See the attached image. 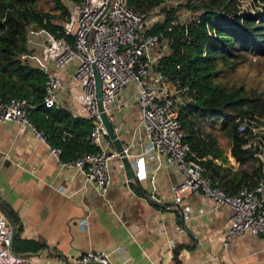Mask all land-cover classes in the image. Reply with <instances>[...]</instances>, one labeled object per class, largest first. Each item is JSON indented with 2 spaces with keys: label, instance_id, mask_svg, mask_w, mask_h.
<instances>
[{
  "label": "built area",
  "instance_id": "2783aa9c",
  "mask_svg": "<svg viewBox=\"0 0 264 264\" xmlns=\"http://www.w3.org/2000/svg\"><path fill=\"white\" fill-rule=\"evenodd\" d=\"M168 1L172 3L170 6ZM181 1L166 0L149 11H140L130 6L128 0H63L65 17L54 20L55 31L34 25L28 29L24 60L46 76L42 105L90 120L91 130L85 139L92 150L63 159V149L54 146L48 135L32 122L31 114L37 105L28 98L7 101L0 97V122L14 121L28 126L46 143L60 168L76 169L85 177L86 189L93 187L105 196L113 182L114 161L122 157L102 120V106L123 143L135 178L152 179L155 199L160 200L156 195V176L161 169L170 167L183 180L172 187L166 198L181 203L186 194L201 193L215 206L230 207L231 225L224 242L229 246L237 235L246 232L264 236V131L257 124V116L236 119L240 133L252 134L243 149L252 150L257 165H262L255 185H244L232 194L208 176L205 158L192 151L181 121V113L196 102L197 93L162 70L161 60L170 47L165 31L152 32L165 20L166 10ZM221 14L231 18L229 13ZM180 23L184 22L176 16L165 30L170 31ZM65 93L70 105L63 99ZM134 104L138 105L139 120L129 131L125 118ZM77 137L67 129L61 134L66 142ZM13 228L0 205V264H36L33 254L14 251ZM73 264H114L113 253L90 249L77 256Z\"/></svg>",
  "mask_w": 264,
  "mask_h": 264
},
{
  "label": "crops",
  "instance_id": "0c3cea01",
  "mask_svg": "<svg viewBox=\"0 0 264 264\" xmlns=\"http://www.w3.org/2000/svg\"><path fill=\"white\" fill-rule=\"evenodd\" d=\"M63 99L71 104L67 93ZM138 120L134 104L125 118L129 131ZM82 152L69 148L63 159ZM228 159L216 161L231 186L243 166L231 154ZM122 162L114 161L112 185L102 196L86 189L76 169L60 168L28 126L0 122V205L16 226L14 251L33 254L36 264H73L90 249L112 251L114 264H264L262 235L246 232L225 246L230 207L201 193L186 194L181 203L166 198L183 180L170 167L156 176L157 200L152 179L128 183Z\"/></svg>",
  "mask_w": 264,
  "mask_h": 264
},
{
  "label": "trees",
  "instance_id": "16d2710c",
  "mask_svg": "<svg viewBox=\"0 0 264 264\" xmlns=\"http://www.w3.org/2000/svg\"><path fill=\"white\" fill-rule=\"evenodd\" d=\"M39 0H0V97L10 101L28 98L37 105L32 122L43 130L54 146L63 151L92 150L85 137L91 130L88 119L76 118L64 109L42 105L46 93V76L38 68L23 61L27 50V32L31 25L55 31L56 15L44 11ZM66 13L63 0H53ZM166 0H128L130 6L149 11ZM250 4V5H249ZM244 9L242 0H187V6L198 12L199 18L180 23L170 31L165 29L177 16L172 8L167 11L163 23L152 32L165 31L170 52L161 60L162 70L175 81L188 84L197 93V100L181 113L186 141L200 158L212 156L203 162L206 173L216 178L218 185L229 193H237L244 185H255L261 175L262 165H256L252 150L243 144L252 136L240 133L236 119L243 115L264 116V96L257 90L243 85H227L221 82L223 68L235 69L245 62L248 54L264 55V0H250ZM221 12L229 13L227 17ZM45 20L47 22H45ZM32 115V114H31ZM204 120H223L232 139L231 155L243 166L237 173V182L228 186L220 174L216 159H223L214 146V138H203L201 124ZM61 123V124H59ZM59 124V126H58ZM71 130L77 139L63 141V130ZM252 163V164H250ZM247 168H245V167Z\"/></svg>",
  "mask_w": 264,
  "mask_h": 264
},
{
  "label": "rangeland",
  "instance_id": "374dc122",
  "mask_svg": "<svg viewBox=\"0 0 264 264\" xmlns=\"http://www.w3.org/2000/svg\"><path fill=\"white\" fill-rule=\"evenodd\" d=\"M249 1L250 0H242L244 9L249 7ZM167 4L170 6L169 4L172 3L168 1ZM38 5L44 11L56 15L57 18H55V20H62L65 17L63 10L59 9L53 0H39ZM171 7H174L173 9L177 17L184 23H189L199 18L200 14L198 12H193L188 8L187 0H182L178 5ZM162 12L166 14L164 10H162ZM26 56L27 52L22 55L23 61ZM220 80L227 85H243L247 89L257 90L264 96V55L249 53L247 60L238 65L235 69L223 68ZM256 120L257 124L261 126V131H264V116H257ZM228 126L229 125L223 120H204L201 124L202 132L204 133L203 138L207 139L208 135H211L214 138L216 150L219 151L227 161L231 154L232 145V139L227 130ZM261 131L258 132L260 138ZM186 132L189 134L188 130H186ZM250 138H252V136Z\"/></svg>",
  "mask_w": 264,
  "mask_h": 264
},
{
  "label": "water",
  "instance_id": "95a60500",
  "mask_svg": "<svg viewBox=\"0 0 264 264\" xmlns=\"http://www.w3.org/2000/svg\"><path fill=\"white\" fill-rule=\"evenodd\" d=\"M98 86H100V80H98ZM98 92H99L98 95L101 96V90L100 89H99ZM101 110H102V114H101L102 120H103L104 125L106 127V130L108 132V135H109L110 139L113 140V144L115 145L116 150L119 152V154L122 157V161L124 163V167H125L127 178L129 180H133L135 178V173H134V170H133V167H132V164H131L130 160L125 155L123 143L120 140V138H118L117 134L114 132L113 125L110 122V120L108 119L106 113L103 111L102 106H101ZM15 234H16V226L14 225L12 247H14Z\"/></svg>",
  "mask_w": 264,
  "mask_h": 264
}]
</instances>
